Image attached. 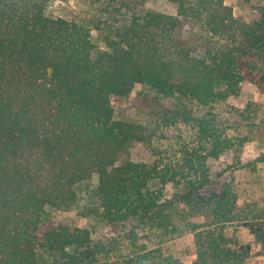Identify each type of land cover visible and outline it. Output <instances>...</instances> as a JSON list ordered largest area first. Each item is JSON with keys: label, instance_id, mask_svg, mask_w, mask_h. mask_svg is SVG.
<instances>
[{"label": "trees", "instance_id": "1", "mask_svg": "<svg viewBox=\"0 0 264 264\" xmlns=\"http://www.w3.org/2000/svg\"><path fill=\"white\" fill-rule=\"evenodd\" d=\"M167 1L174 14L0 0V264H186L164 248L185 238L192 264H248L242 232L264 245V150L247 156L253 131H239L254 103L235 121L216 110L245 81L264 92V6L246 22L225 0ZM137 84L173 109L115 119L111 97ZM177 122L194 136L180 162L156 145L154 159L132 157ZM73 209L123 229L95 236L55 219Z\"/></svg>", "mask_w": 264, "mask_h": 264}, {"label": "rangeland", "instance_id": "2", "mask_svg": "<svg viewBox=\"0 0 264 264\" xmlns=\"http://www.w3.org/2000/svg\"><path fill=\"white\" fill-rule=\"evenodd\" d=\"M132 8L137 11L154 10L163 11L167 13H175V6L167 0H126ZM71 5L76 6V0H70ZM225 3L233 8L236 17L246 21L252 22L261 17L260 8L264 6V0H250L245 2L243 0H225ZM64 3L57 2V13H63L62 7ZM94 41L99 47L103 46V42L98 37V32L93 31ZM112 107L114 109L115 119L133 120L139 123H149L148 121L157 118V113L163 110L173 109L175 100L165 96H158L153 91L141 84H137L132 93L127 98L111 97ZM249 103H254L251 107L252 119L247 122L243 121L239 131L247 133L249 129L251 140L245 145V153L247 156H255L258 152L264 150V125L261 119L264 117V92L261 91L254 83L245 81L242 85V91L239 96L232 97L225 104L219 105L217 111L222 117L236 120V109H244ZM196 111L200 110L193 106ZM156 113V115H155ZM246 123H250L247 125ZM233 125V124H232ZM235 126V124H234ZM168 128V127H166ZM238 130L231 133H238ZM165 132V136L163 133ZM163 133L161 138L157 139L152 145L143 143H136L132 149V157L136 160H152L154 159L153 147L156 145L161 157L166 159V162L178 163L181 161V149L192 146L194 136L190 126H185L183 123L177 122ZM171 149L174 151L173 155H168L164 150ZM169 157H171L169 159ZM161 158V160H162ZM93 185L97 184V177L93 179ZM167 195L170 194L171 186H167ZM239 194L243 196L242 191ZM55 219L58 222L71 223L80 227L90 229L95 236H111L116 235L122 229V225L105 224L94 217H84L78 214L76 209L71 211H59L55 214ZM242 239L250 246V253L248 257V264H264V245L255 241V238L249 232H242ZM188 239H179L170 242L164 246L165 251L179 256L186 264H192L195 259L193 250L188 243Z\"/></svg>", "mask_w": 264, "mask_h": 264}]
</instances>
